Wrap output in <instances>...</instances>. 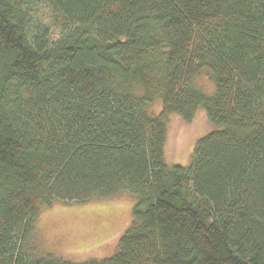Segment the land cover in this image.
<instances>
[{"label":"trees","instance_id":"obj_1","mask_svg":"<svg viewBox=\"0 0 264 264\" xmlns=\"http://www.w3.org/2000/svg\"><path fill=\"white\" fill-rule=\"evenodd\" d=\"M197 108L217 129L168 166ZM120 191L111 258L42 253L40 207ZM0 264H264V0H0Z\"/></svg>","mask_w":264,"mask_h":264},{"label":"rangeland","instance_id":"obj_2","mask_svg":"<svg viewBox=\"0 0 264 264\" xmlns=\"http://www.w3.org/2000/svg\"><path fill=\"white\" fill-rule=\"evenodd\" d=\"M205 71L191 79V88L211 97L214 85ZM157 117L161 102L155 100L145 108ZM165 124L163 157L168 166L186 168L197 141L217 129L202 108H197L190 122L184 123L177 114H170ZM136 197L120 191L108 198L92 199L86 203L40 207L33 223V237L42 253L70 262L111 258L120 237L131 222Z\"/></svg>","mask_w":264,"mask_h":264}]
</instances>
